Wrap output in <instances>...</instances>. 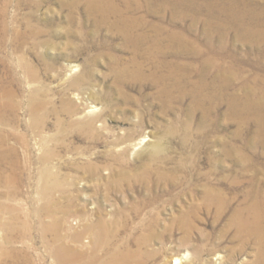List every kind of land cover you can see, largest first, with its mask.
Masks as SVG:
<instances>
[{
  "label": "rangeland",
  "instance_id": "1",
  "mask_svg": "<svg viewBox=\"0 0 264 264\" xmlns=\"http://www.w3.org/2000/svg\"><path fill=\"white\" fill-rule=\"evenodd\" d=\"M263 129L264 0H0V264H264Z\"/></svg>",
  "mask_w": 264,
  "mask_h": 264
},
{
  "label": "bare ground",
  "instance_id": "2",
  "mask_svg": "<svg viewBox=\"0 0 264 264\" xmlns=\"http://www.w3.org/2000/svg\"><path fill=\"white\" fill-rule=\"evenodd\" d=\"M108 9V8H107ZM109 11V10H108ZM105 13V12H104ZM248 25V24H247ZM219 30V29H218ZM252 33V32H251ZM247 34V33H246ZM253 36V35H252ZM260 109H263V106L260 107ZM257 113H260L259 110H256ZM35 118V117H34ZM262 118V117H261ZM264 130V129H263ZM44 169V168H43ZM12 178L8 175H0V187H2L4 189V193L6 196H13L14 194H16L17 190L15 188L14 191L10 190L9 187L12 186ZM42 188V187H41ZM45 196V194H44ZM10 199V198H9ZM17 201V200H16ZM48 201V200H47ZM251 205V204H250ZM48 207V206H47ZM26 208V207H25ZM51 208V207H50ZM256 209V208H255ZM0 210H3L6 212V214L9 215L10 217V221H8V223L6 222L7 227L5 228V237H9V235H13L15 233H30L31 230V223L28 221V212H26V214H24V212L22 211V213L24 214L25 218H21V211L19 209V205H13L11 203H2L0 204ZM29 211V210H28ZM247 211V210H246ZM47 212V211H46ZM45 212V213H46ZM49 213V212H48ZM235 216V215H234ZM237 217V216H236ZM243 217V216H242ZM260 217V216H259ZM30 218V217H29ZM258 218V217H257ZM256 219V218H255ZM235 223V221H234ZM260 223V222H259ZM53 224V223H52ZM249 224V223H248ZM256 224V223H255ZM258 224V223H257ZM5 223L0 219V229H3ZM254 225V224H253ZM45 226L42 225V231H44ZM46 230V229H45ZM261 232V231H260ZM57 234V232H56ZM252 234V233H251ZM55 243V242H54ZM5 249H3L1 252L3 255H5V257H9L12 254V252L10 251H4ZM53 253L55 254V256L60 258V261H62V263H66V260H70L71 257L68 255H64V253H67V247L62 245V244H58L57 246H55L53 248ZM81 252V251H80ZM78 251V253H80ZM92 252V251H91ZM259 253V252H258ZM83 254V253H82ZM264 254V252H263ZM81 255V254H80ZM79 255V256H80ZM91 256V255H90ZM263 256V255H262ZM82 257V256H81ZM84 257V255H83ZM260 257V256H259ZM2 258L0 257V260ZM17 261V259H15ZM100 260V259H99ZM258 260V258H257ZM116 261V260H115ZM129 261V260H128ZM104 262V261H103ZM111 263L108 264H112V260H110ZM117 262V261H116ZM73 263V262H72ZM88 264H95V259L93 257H91L90 259H88L87 261ZM106 264V261L104 262ZM3 264V263H2ZM84 264V262H83ZM99 264V263H98ZM134 264V263H133Z\"/></svg>",
  "mask_w": 264,
  "mask_h": 264
}]
</instances>
